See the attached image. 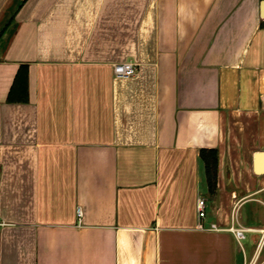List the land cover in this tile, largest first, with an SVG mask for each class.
<instances>
[{"label": "crops", "instance_id": "obj_1", "mask_svg": "<svg viewBox=\"0 0 264 264\" xmlns=\"http://www.w3.org/2000/svg\"><path fill=\"white\" fill-rule=\"evenodd\" d=\"M253 262L264 0H0V264Z\"/></svg>", "mask_w": 264, "mask_h": 264}, {"label": "trees", "instance_id": "obj_2", "mask_svg": "<svg viewBox=\"0 0 264 264\" xmlns=\"http://www.w3.org/2000/svg\"><path fill=\"white\" fill-rule=\"evenodd\" d=\"M22 2H20L21 4ZM26 75L24 73H18L14 81L12 91H10V98L12 100L26 101L27 88H26ZM201 159L204 163L205 176L208 191L213 194L216 189V173H217V154L215 151H202L200 153Z\"/></svg>", "mask_w": 264, "mask_h": 264}, {"label": "built area", "instance_id": "obj_3", "mask_svg": "<svg viewBox=\"0 0 264 264\" xmlns=\"http://www.w3.org/2000/svg\"><path fill=\"white\" fill-rule=\"evenodd\" d=\"M136 68L133 63L130 62H123V63H116L113 65V73L115 77L119 78H126L130 77L135 74ZM197 211H198V216L199 218H204L205 216V199L204 198H198L197 203H196ZM79 216V212H78ZM234 221V217L232 218ZM210 229L213 230H221L220 228L216 227L215 225H212ZM227 230H230L234 236L236 237L237 241H241L242 239L245 238V233L250 231V229L241 227V226H233L231 225ZM249 264H255L249 263Z\"/></svg>", "mask_w": 264, "mask_h": 264}]
</instances>
